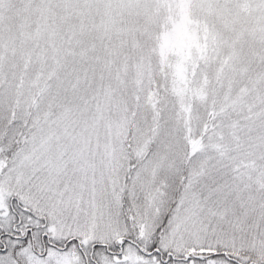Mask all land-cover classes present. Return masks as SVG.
Returning a JSON list of instances; mask_svg holds the SVG:
<instances>
[{
  "label": "snow or ice",
  "instance_id": "snow-or-ice-1",
  "mask_svg": "<svg viewBox=\"0 0 264 264\" xmlns=\"http://www.w3.org/2000/svg\"><path fill=\"white\" fill-rule=\"evenodd\" d=\"M0 264H264V0H0Z\"/></svg>",
  "mask_w": 264,
  "mask_h": 264
}]
</instances>
